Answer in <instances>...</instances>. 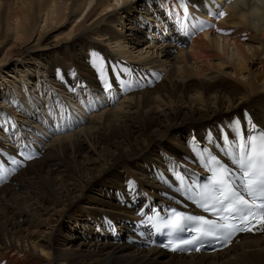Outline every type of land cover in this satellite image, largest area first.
Returning <instances> with one entry per match:
<instances>
[{
    "label": "bare ground",
    "instance_id": "1",
    "mask_svg": "<svg viewBox=\"0 0 264 264\" xmlns=\"http://www.w3.org/2000/svg\"><path fill=\"white\" fill-rule=\"evenodd\" d=\"M227 9L222 25L235 36L220 39L213 30L172 52L156 47L159 37L174 32L169 0H0V72L39 66L44 76L33 88L28 77L0 84L8 99L0 107V128L26 127L14 120L17 114L38 127L43 114L33 104H40L39 91L62 87L57 77L64 71L97 86L93 51L112 49L122 60L164 74L154 87L124 98L125 112H101L78 133L55 139L0 188V264H264L262 235L191 254L127 239L135 206L174 194L173 161L193 169L187 174L198 172L192 131L214 142L208 134L218 140L221 129L238 128L229 117L240 108L264 122V0H234ZM154 47L151 56L142 55ZM0 135L12 138L10 129ZM216 145L210 144L214 152Z\"/></svg>",
    "mask_w": 264,
    "mask_h": 264
},
{
    "label": "snow or ice",
    "instance_id": "2",
    "mask_svg": "<svg viewBox=\"0 0 264 264\" xmlns=\"http://www.w3.org/2000/svg\"><path fill=\"white\" fill-rule=\"evenodd\" d=\"M209 15L216 16L218 19L224 17L226 13L219 11L217 15L209 11ZM205 23L200 21L192 26L191 31L197 28L202 29ZM208 26L215 27L211 24ZM216 31L226 34L224 29L217 28ZM183 34L191 33L185 30ZM107 68V61H104V66L98 71V78L101 80L102 90L105 93H109L112 87L110 82H104L103 79ZM112 71L123 78L129 69L127 67L113 68ZM126 86L131 88V85ZM71 91L75 92V89ZM86 103L89 110H95L94 106L99 103V98L94 97L92 101ZM55 116L54 132H63L71 127L74 120H79L74 112L63 108L56 109ZM245 118L251 125V130L247 134H242L237 128L234 135L229 133L227 136H221L220 139L227 141L226 144L216 145L224 156L230 158L232 167H229L217 155H213L209 146L202 144L197 159L203 162L207 182L198 183L189 177V183L185 182L184 176H181L178 187L171 197L175 200L179 196L183 200L191 201L203 213L209 215H195L169 206L165 216H162L156 208H152L153 215L145 216L140 220V225H146L157 232L165 231L168 239L161 243L160 247L173 252L191 250L201 252L206 247L203 241L207 240L210 242L207 246L216 251L228 247L240 233L264 232V131L256 134L257 123H253L254 118L247 113ZM46 122L51 123V121ZM233 124L239 125L240 121H234ZM0 131H8V129L0 128ZM20 156L22 161L34 158L23 153H20ZM16 162L14 157L13 163ZM163 182L169 183L168 180ZM129 183L131 185V182ZM168 195L166 192L165 197L168 198ZM189 225L194 227L189 229ZM189 231L194 233L191 238L176 235Z\"/></svg>",
    "mask_w": 264,
    "mask_h": 264
},
{
    "label": "rangeland",
    "instance_id": "3",
    "mask_svg": "<svg viewBox=\"0 0 264 264\" xmlns=\"http://www.w3.org/2000/svg\"><path fill=\"white\" fill-rule=\"evenodd\" d=\"M49 32V31H48ZM165 37V36H164ZM164 37H159L158 38V40H157V42H158V44L156 45V47H160V46H162V47H171L172 48V52H176V49H179V48H185V45H180V44H177V43H174V46H173V43H172V41H170L169 40V42L167 41V40H165V39H161V38H164ZM169 37V36H168ZM180 46V47H179ZM125 48H126V45L124 46ZM156 47H154V48H152L151 49V51L149 52V53H144V54H142L143 56H151L152 55V52L154 51V52H156L157 51V49H156ZM130 47H128L127 46V49L131 52V54L132 55H136L137 53L135 52V50H131V48L129 49ZM156 50V51H155ZM133 52V53H132ZM26 67V69H29V74H25V70H24V68L23 67H21V66H17V67H11V68H9V69H6V70H2L1 72H0V84H3L4 83V81H11V79L12 80H15V81H20L21 80V78L23 79V78H25V77H28V79H30L31 81L29 82L28 81V83H29V86H31L32 84L34 85V83L35 82H37L38 80H40V78H41V80H42V77H44V76H41V73H40V71H39V69H40V67L39 66H37V67H35V68H32V67H27V66H25ZM36 69V70H35ZM32 71V72H31ZM33 71H35V72H37L38 73V78L35 76V74L36 73H33ZM19 73V74H18ZM24 73V74H23ZM32 73V74H31ZM16 75V76H15ZM28 75V76H27ZM41 76V77H40ZM21 77V78H20ZM32 78H34V79H32ZM55 83V82H54ZM32 88H33V86H31ZM1 89H5V88H2V87H0V90ZM9 90V89H8ZM42 90H45L44 88L43 89H41L39 92L41 93L42 92ZM0 93H1V91H0ZM264 93V92H263ZM7 94V90H6V92L5 93H1L0 94V107H2V109H3V106H8V99L7 98H5V95ZM53 95H57V96H59L60 95V91H56ZM39 104H37V103H35V104H33V106L35 107V108H40L39 106H38ZM28 107V106H27ZM27 107H25V108H27ZM121 107H124V108H122V110H123V112H125V110L124 109H126L127 108V104H126V100H122V102L118 105V106H116V107H114L113 109H110V110H104V111H101V112H108V111H112V110H114V109H117V108H121ZM241 109V108H240ZM243 109V108H242ZM27 110H29V109H27ZM101 112H99V113H97V114H95V115H98V114H100ZM40 115H42V113H39ZM28 116L30 115V113H28L27 114ZM95 115H93L92 117H91V119H93V117H95ZM18 116V117H17ZM22 117V116H21ZM91 119H90V121H91ZM14 120L16 121V122H18V123H23L26 127H32L33 129L34 128H37V127H35L33 124H30V122H28V119H25V118H22V120L19 118V115L17 114L15 117H14ZM29 124H28V123ZM89 126V125H88ZM26 127H22L21 129L23 130V131H25V128ZM86 127V126H85ZM96 127V126H95ZM84 128V127H83ZM19 130L20 132H23L22 130ZM82 129V128H81ZM80 129V130H81ZM79 131H77V132H75V133H73V134H76V133H78ZM72 133H70V134H64V135H62V136H58V137H56V138H54V139H52L51 140V142H49V144L50 143H52L55 139H57V138H62V137H64V136H67V135H73ZM218 135V134H217ZM0 139L1 140H3V143H4V145H6V142L8 141V139L7 138H5L4 137V135H0ZM49 144L47 145V148L49 147ZM168 173H170V172H168V171H166V173L165 174H168ZM164 174V175H165ZM160 177V179H161V181H163V176H159ZM167 177H169V176H167ZM120 238H122V236H120Z\"/></svg>",
    "mask_w": 264,
    "mask_h": 264
}]
</instances>
